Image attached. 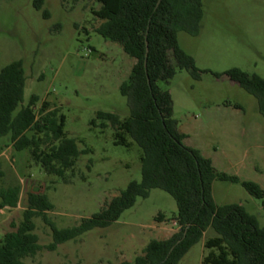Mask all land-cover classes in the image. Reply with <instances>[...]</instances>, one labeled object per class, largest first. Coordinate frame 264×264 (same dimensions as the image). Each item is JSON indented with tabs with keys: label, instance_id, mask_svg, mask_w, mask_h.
I'll list each match as a JSON object with an SVG mask.
<instances>
[{
	"label": "rangeland",
	"instance_id": "1",
	"mask_svg": "<svg viewBox=\"0 0 264 264\" xmlns=\"http://www.w3.org/2000/svg\"><path fill=\"white\" fill-rule=\"evenodd\" d=\"M33 1L0 0V69L22 60L27 80L20 108L34 95L37 106L52 102L66 117L67 136L86 152L65 181L46 174L27 150L18 152L9 136L0 139V188L21 187L16 208L0 207V239L13 223L22 222L31 192L49 196L54 204L49 218L66 228L100 212L131 181H142L138 145H116L112 126L92 124L100 111L121 119L130 115L120 85L130 77L135 59L96 32L101 24L92 12L101 7L97 0H45L42 10ZM178 39L202 71L196 80L178 69L169 83H160L171 93L174 119L188 136L184 142L211 158L218 171L264 189V116L257 99L226 75H214L239 68L264 78V0H204L200 33L181 31ZM213 196L218 205H244L264 226L261 200L242 185L216 180ZM177 212L170 194L153 189L109 227L89 231L54 251L43 248L25 263H133L151 240L170 238L179 230ZM34 222L46 247L53 241L51 228L42 217ZM215 235L208 230L179 264H202L205 242Z\"/></svg>",
	"mask_w": 264,
	"mask_h": 264
},
{
	"label": "trees",
	"instance_id": "2",
	"mask_svg": "<svg viewBox=\"0 0 264 264\" xmlns=\"http://www.w3.org/2000/svg\"><path fill=\"white\" fill-rule=\"evenodd\" d=\"M101 7L93 9L101 20L96 32L117 42L135 59L128 80L120 85L128 99L130 115L98 112L92 124L115 130L114 143L140 150L142 181H131L100 212L84 218L73 227L59 228L48 216L54 204L47 194L31 192L22 222L0 239V264H26L43 248L56 250L60 244L75 241L97 228H107L132 208L138 198H147L153 189L170 194L177 203L175 220L179 230L170 238L151 240L144 254L133 263L179 264L189 250L212 229L216 235L207 238V253L202 264H264V226L257 216L242 204L218 205L213 196L216 180L242 185L253 197L261 200L264 210V189L254 181L220 172L211 158L185 144L174 119V102L169 90L160 83H169L178 69L187 70L194 79L202 71L195 59L180 45L179 32L197 36L204 16V0H97ZM45 0H34L42 10ZM47 18L48 13L44 11ZM147 48L149 49L147 51ZM226 75L253 95L264 116V78L233 68ZM26 73L22 60L0 69V139L10 137L18 151H28L46 174L67 180L81 154L77 141L65 132L66 117L61 109L45 100L37 106L32 96L24 100ZM20 185L0 188V207L16 208ZM42 217L51 228L53 241L46 247L35 233L34 219Z\"/></svg>",
	"mask_w": 264,
	"mask_h": 264
},
{
	"label": "crops",
	"instance_id": "3",
	"mask_svg": "<svg viewBox=\"0 0 264 264\" xmlns=\"http://www.w3.org/2000/svg\"><path fill=\"white\" fill-rule=\"evenodd\" d=\"M180 43V42H179ZM181 45V44H180ZM183 48V47H182ZM184 49V48H183ZM188 137V136H187ZM187 137L185 139H187ZM186 144V143H185ZM187 145V144H186Z\"/></svg>",
	"mask_w": 264,
	"mask_h": 264
},
{
	"label": "water",
	"instance_id": "4",
	"mask_svg": "<svg viewBox=\"0 0 264 264\" xmlns=\"http://www.w3.org/2000/svg\"><path fill=\"white\" fill-rule=\"evenodd\" d=\"M149 49L147 48V51H148Z\"/></svg>",
	"mask_w": 264,
	"mask_h": 264
}]
</instances>
